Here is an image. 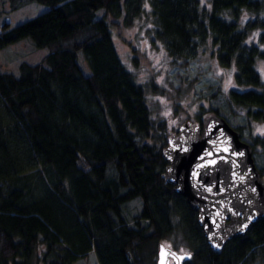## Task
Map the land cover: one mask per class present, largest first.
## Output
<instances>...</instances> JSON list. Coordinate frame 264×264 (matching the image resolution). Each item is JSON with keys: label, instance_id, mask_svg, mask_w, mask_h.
<instances>
[{"label": "trees", "instance_id": "1", "mask_svg": "<svg viewBox=\"0 0 264 264\" xmlns=\"http://www.w3.org/2000/svg\"><path fill=\"white\" fill-rule=\"evenodd\" d=\"M32 2L45 10L0 26V49L23 37L47 49L38 62L21 61L18 74L0 66V264H73L89 252L98 264H157L156 244L175 228L191 252L181 264H264L263 219L214 249L196 210L163 179L169 135L151 118L146 88L112 35L147 7L154 37L175 59L186 64L208 50L232 65V86L195 120L222 116L264 176V140L244 139L231 121L241 107L245 119L264 122L256 68L264 0H14L11 8Z\"/></svg>", "mask_w": 264, "mask_h": 264}, {"label": "rangeland", "instance_id": "2", "mask_svg": "<svg viewBox=\"0 0 264 264\" xmlns=\"http://www.w3.org/2000/svg\"><path fill=\"white\" fill-rule=\"evenodd\" d=\"M14 0H0V26L4 21L13 26L23 20L29 19L41 11L45 6L32 2L17 9L11 8ZM153 19L149 8L135 18L132 25L121 27L120 30L112 28L113 41L117 53L124 65L132 72L136 81L146 88V102L150 116L155 123L162 122L164 135L172 134L184 121L195 120L201 111H207L216 103L218 92H225L233 84V66H223L207 51H200L194 59L186 64L181 59L171 56L162 43L154 37ZM1 31V29H0ZM47 49L36 47L30 37H23L9 43L0 49V66L9 72L18 74V64L25 60L35 63L41 60ZM78 62L83 72L88 74L90 69L81 54ZM256 68L264 82V60L256 61ZM237 115L231 121L241 125L244 139L264 140V122L247 120L243 116L244 108H235ZM159 124V123H158ZM255 154L260 166L263 164L262 147L256 145ZM133 201V202H132ZM139 198L131 200L129 210L134 211ZM141 202L138 204V211ZM160 243L172 247L180 252H188L189 246L182 238L178 228L169 236L162 238ZM159 242L156 244V249ZM156 261V254L152 256ZM73 264H98L93 252L86 257L77 259Z\"/></svg>", "mask_w": 264, "mask_h": 264}, {"label": "water", "instance_id": "3", "mask_svg": "<svg viewBox=\"0 0 264 264\" xmlns=\"http://www.w3.org/2000/svg\"><path fill=\"white\" fill-rule=\"evenodd\" d=\"M162 155L163 179L196 210L212 248L220 249L255 220H264V176L252 147L222 116L211 112L200 121H184L167 137ZM190 255L159 243L156 262L181 264Z\"/></svg>", "mask_w": 264, "mask_h": 264}]
</instances>
